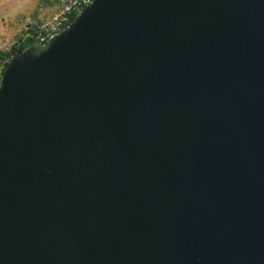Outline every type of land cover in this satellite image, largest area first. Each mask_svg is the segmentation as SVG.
<instances>
[{
	"label": "water",
	"instance_id": "95a60500",
	"mask_svg": "<svg viewBox=\"0 0 264 264\" xmlns=\"http://www.w3.org/2000/svg\"><path fill=\"white\" fill-rule=\"evenodd\" d=\"M0 264H264V0H92L13 55Z\"/></svg>",
	"mask_w": 264,
	"mask_h": 264
},
{
	"label": "built area",
	"instance_id": "2783aa9c",
	"mask_svg": "<svg viewBox=\"0 0 264 264\" xmlns=\"http://www.w3.org/2000/svg\"><path fill=\"white\" fill-rule=\"evenodd\" d=\"M92 0H67L62 10L48 21H42L25 36L24 39L32 40L31 44L44 45L48 40L63 31L70 23V17H75ZM5 67V62L0 60V78Z\"/></svg>",
	"mask_w": 264,
	"mask_h": 264
},
{
	"label": "crops",
	"instance_id": "0c3cea01",
	"mask_svg": "<svg viewBox=\"0 0 264 264\" xmlns=\"http://www.w3.org/2000/svg\"><path fill=\"white\" fill-rule=\"evenodd\" d=\"M15 5L19 6V9ZM34 8L35 3H32L31 0H0V51L1 45H4L8 40L13 42L22 37V24L29 21V14L33 12ZM23 15L25 19L24 22H21L20 16Z\"/></svg>",
	"mask_w": 264,
	"mask_h": 264
},
{
	"label": "rangeland",
	"instance_id": "374dc122",
	"mask_svg": "<svg viewBox=\"0 0 264 264\" xmlns=\"http://www.w3.org/2000/svg\"><path fill=\"white\" fill-rule=\"evenodd\" d=\"M32 3H35V8L32 13L29 14V21H27L23 25V35L20 39H16L15 41L8 40L4 45H1V53L3 55H0V60L6 63L11 57L7 56V53L11 49L13 45H15L16 42L22 43L25 36L28 34V29L32 31L34 27L39 24L42 21H48L53 17L54 15L58 14L62 7L66 4L67 0H31ZM16 6V5H15ZM19 9V6H16ZM21 22H24L25 16H20ZM1 25V24H0ZM20 25V24H19Z\"/></svg>",
	"mask_w": 264,
	"mask_h": 264
},
{
	"label": "trees",
	"instance_id": "16d2710c",
	"mask_svg": "<svg viewBox=\"0 0 264 264\" xmlns=\"http://www.w3.org/2000/svg\"><path fill=\"white\" fill-rule=\"evenodd\" d=\"M74 17H70V22L72 21ZM28 31H30L28 29ZM31 32V31H30ZM32 43V40H30L29 38L28 39H24L23 42L21 43H18L16 42L15 45H13L11 47V49L9 50V52L7 53V56L8 57H12L13 55H15L16 53L20 52L21 50H23L25 47L29 46L30 44ZM0 55H3L1 52H0ZM1 58V56H0Z\"/></svg>",
	"mask_w": 264,
	"mask_h": 264
}]
</instances>
